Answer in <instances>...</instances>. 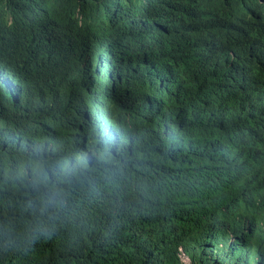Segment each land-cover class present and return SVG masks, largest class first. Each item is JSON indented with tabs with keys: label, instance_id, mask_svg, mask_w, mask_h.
<instances>
[{
	"label": "trees",
	"instance_id": "trees-1",
	"mask_svg": "<svg viewBox=\"0 0 264 264\" xmlns=\"http://www.w3.org/2000/svg\"><path fill=\"white\" fill-rule=\"evenodd\" d=\"M264 264V0H0V264Z\"/></svg>",
	"mask_w": 264,
	"mask_h": 264
},
{
	"label": "clouds",
	"instance_id": "clouds-1",
	"mask_svg": "<svg viewBox=\"0 0 264 264\" xmlns=\"http://www.w3.org/2000/svg\"><path fill=\"white\" fill-rule=\"evenodd\" d=\"M179 250H180V253H179L178 257H179L180 261H181L183 264H186V263H184V262L182 261V256H185V257H187V259L189 260V263H188V264H190V259H189L188 255H187L185 252H183V251L181 250V248H180Z\"/></svg>",
	"mask_w": 264,
	"mask_h": 264
},
{
	"label": "rangeland",
	"instance_id": "rangeland-1",
	"mask_svg": "<svg viewBox=\"0 0 264 264\" xmlns=\"http://www.w3.org/2000/svg\"><path fill=\"white\" fill-rule=\"evenodd\" d=\"M182 261H183L184 263H186V264L189 263V260H188L187 257H185V256H182Z\"/></svg>",
	"mask_w": 264,
	"mask_h": 264
}]
</instances>
